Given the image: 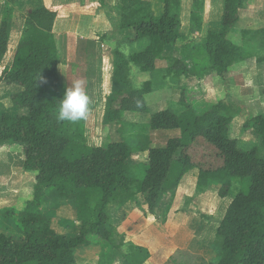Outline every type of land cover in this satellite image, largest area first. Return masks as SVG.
I'll return each mask as SVG.
<instances>
[{
	"label": "trees",
	"instance_id": "trees-1",
	"mask_svg": "<svg viewBox=\"0 0 264 264\" xmlns=\"http://www.w3.org/2000/svg\"><path fill=\"white\" fill-rule=\"evenodd\" d=\"M159 1L163 5L160 15H153L143 0L116 2L118 31L124 36L113 52L114 91L106 101L104 122L116 126L119 133L126 124L125 115L147 111L145 96L152 91L150 82L133 87L131 65L141 72L153 71L156 61L167 58L164 53L169 48L172 62L166 77H183L190 88L209 77L225 80L232 66L252 57L257 62L264 60V29H236L249 0H223L216 31L204 27L205 0H191L187 32L182 31L181 0ZM6 2L0 23V64L12 30L14 0ZM54 20L55 13L46 9L27 15L10 63L0 75L1 83L15 89L11 102L16 111L0 115V148H19L22 170L34 174L35 180L32 199L24 207L0 210L22 232V237L0 233V264H75V251L89 246L91 235L110 245L107 258L113 259L111 255L117 254L124 238L117 236L119 242H114L109 209L136 202L140 196L147 213L153 215L161 199L170 195L172 200L183 176L194 169L200 192L214 186L217 196L226 198L233 181L242 185L216 229L219 251L210 264H264V115L244 122L242 130L250 132L258 146L243 151L230 137L237 115L231 105L223 101L200 105L188 101L182 92L181 113L166 109L150 116V130L180 133L163 148H151L148 136H139L136 146L126 141L88 146L85 120L56 119L59 104L50 95L51 88L59 86ZM194 33L202 37L198 43L192 38ZM235 34L242 46L232 42ZM142 40L148 44L138 52L125 55L118 49ZM143 153H147L146 164L133 161ZM48 191L73 205L79 223L77 236L58 234L49 216L34 211ZM168 211L169 207L165 214ZM129 249L126 256L132 264H144L150 257L145 248L130 245Z\"/></svg>",
	"mask_w": 264,
	"mask_h": 264
},
{
	"label": "rangeland",
	"instance_id": "rangeland-1",
	"mask_svg": "<svg viewBox=\"0 0 264 264\" xmlns=\"http://www.w3.org/2000/svg\"><path fill=\"white\" fill-rule=\"evenodd\" d=\"M2 1L0 0V23L6 9L1 4ZM147 1L149 3L153 2L154 7L158 10L160 9L159 7L163 8L159 0H143L144 3ZM4 2L7 4L6 0ZM116 2L117 0H115V4ZM205 2L206 9H209L210 0H205ZM187 6H189V9H187ZM190 8L191 0H182L180 19L183 32H187L189 28ZM207 13L206 10L204 20H207ZM113 19L114 17L112 16L110 20L113 21ZM113 27L116 28L115 24L97 27L98 33L89 35L92 41L87 42L88 47L83 46V48H80L83 53L87 51L85 52V58L72 57L69 62H66V57L62 55L64 66L61 69V64L60 66L58 65L59 86L51 88L50 95L60 104L59 100L63 98L67 87L71 86L76 80L84 82V89L90 99L91 109L84 129L88 146L98 147L104 143L114 141H126L129 145L136 146L139 136H148L153 147L163 146L165 140L178 137L180 133L178 130H150V116L155 112L166 109L176 113H181L184 110L183 106L177 102H172L178 98L175 92L172 95H167V97L164 96L163 101H159L158 99L159 94L156 88L162 82V79L159 77L160 75L166 77L167 70L162 74L156 70L141 72L137 67L131 65L130 79L133 87L138 88L143 82L149 81L154 90L147 97V111L139 114H127V118L126 116L124 118L127 121V125L125 124L122 127L120 133L116 132V126L106 125L104 122L106 101L114 91L111 77L114 62L113 52L117 48V43H120L123 37V34L121 35L117 30L118 22L117 28L114 29ZM105 28H107V32H104L103 29ZM16 37L14 35V41H16ZM192 38L194 42L198 43L202 37L194 33ZM231 39L233 40V38ZM255 43H258V41H255ZM147 44V40H142L133 45H120L118 49L125 55H129L144 49ZM14 50L10 48L11 53ZM262 54H264V51H262ZM164 55L167 57L166 60L169 59V61L158 63V70L171 66V49H166ZM10 59L7 56L3 63L0 64L2 70L9 65ZM2 70L0 69V75ZM170 78H167L168 83H171ZM197 87L201 88L199 94L196 92L195 95L189 94L187 96V93L182 89L180 94H178L179 98L181 93L184 92L186 99H190L193 103L200 102V105L207 103L214 104L217 101H223L228 104L225 97L228 92L223 91L220 96L218 94V97L214 99V97H208L207 92L203 91L202 85ZM184 88L189 89L186 84ZM13 93H15V89L0 82V115L16 112L11 102V95ZM238 130V125L232 126L231 124L230 137L238 140L237 147L240 150L246 151L254 146H258V144L254 145V142L258 141L250 132H245L242 129L238 132ZM153 133L163 134L166 138L154 136ZM262 153L264 154V152ZM144 160L145 154H138L133 157V161L137 163ZM22 163L23 158L19 148H0V210L10 207L21 209L27 201L32 199L35 184L34 174L24 172L22 170ZM197 174L196 169L187 174L182 181L180 190H177V188L174 192L172 200L170 195L163 197L153 215L147 213V208L142 210L139 207L133 213L131 212V214L129 211H119L111 215L110 212L113 208H110L109 215L112 228L120 233L116 235L114 231V242L116 244L119 242V239H116L117 236L124 238L120 249L116 251L117 254L111 255L113 259H108L107 251H111L109 249L110 245H107V242H104L106 244H101L102 241L100 242L97 236L91 235L88 237L90 245L80 246L75 251L76 264H132L126 253L130 251L129 247L133 242L150 251V259H148V262H150L148 264H210L215 262L219 251L215 245L216 228L219 226L232 197L242 189V185L237 180L233 181L230 194L226 198L218 197L217 190L213 188L214 186H210L212 188L207 191L205 196L201 197L195 190ZM43 200L41 206L35 208L34 211L36 213H43L44 216H49L52 220V228L58 234L70 238L77 236L79 223L76 221L73 205L60 200L53 191L45 193ZM167 207H169V211L171 210V215L173 214L172 218L174 221H170L171 223L168 220L169 214H165ZM208 213L211 214V217L205 215ZM203 222L205 223V227L201 229L199 225H202L201 223ZM111 224L109 228L112 230ZM213 226L214 231L212 229ZM0 233L22 237L21 230L16 227L14 222L2 217L1 214Z\"/></svg>",
	"mask_w": 264,
	"mask_h": 264
},
{
	"label": "crops",
	"instance_id": "crops-1",
	"mask_svg": "<svg viewBox=\"0 0 264 264\" xmlns=\"http://www.w3.org/2000/svg\"><path fill=\"white\" fill-rule=\"evenodd\" d=\"M145 3L149 5L153 15H159L160 13L163 12V8L159 7L160 9L158 10L157 8L154 7L153 2L149 3L147 1ZM1 4L4 6V8L8 6V4L4 2V0L1 2ZM156 7H157V3H156ZM222 7H223V0H210L209 9H206L208 12L207 20H205L204 23V27L206 30L216 31L218 29L222 19ZM12 8H13L12 30L7 46V53L3 58V60L1 61V63H3L4 59L7 56L11 58L13 52L12 53L10 52V48H12L13 50L16 48L27 15L38 9H46L55 13V20L53 24L52 33L55 37L56 46L59 52V66L61 64V69L64 66V61L62 60L63 57H66L67 59L66 62H69V60L72 57H78L81 59H83V57L84 58L86 57L85 52L87 51H84L83 53L80 48H83V46L88 47L87 42L92 41L89 35H95L96 33H98L97 27L107 26L108 24L109 26L110 24L112 26L113 24H115L117 28L118 15L120 13L119 8L115 4V0H14L12 4ZM187 9H189V6H187ZM112 16L114 17L113 21L110 20ZM180 16H181V12H180ZM113 28L116 29L115 27ZM236 29L237 31H241V30L260 31L264 29V0H249L248 4L240 12V21L237 24ZM103 30L104 32H107V28ZM14 35L17 36L16 41H14L15 39L12 41ZM231 38H233V40L232 39L231 40L234 44L238 46H242V42L238 34L233 35ZM64 50L66 51L64 52ZM262 55H263L262 57H264V54ZM162 61L168 62L169 60L163 58L162 60L156 61L154 68V70H156L158 73L161 74L164 73L169 68L168 66L166 68L164 67L161 68V70H158V63ZM0 69L2 70V68ZM170 77L169 78L171 79V83L167 82L168 77L166 78L165 76H161V75L159 77L160 79H162L161 84H159L158 87L156 88V91L158 90V94H159V98H158L159 101H163L164 96L167 97V95L170 94L172 95L175 92V95H177L178 98L176 101H172V102L178 103L179 101L178 94H180V91L182 89L184 90V92L187 93V96H189V94L195 95L196 92L197 94L200 93L201 88L199 87L196 88L190 87L189 89H185L184 85L186 84L185 83L186 81L183 77L180 78H174L172 76ZM145 82H149V81H145ZM199 85L203 86L204 88L203 91L207 92L208 97L210 98L214 97V99L218 97V94L220 96L223 91L228 92L225 95L226 101H228V104L231 105L233 109L237 111V115L234 117L232 121V126H234L235 124L236 126L238 125L239 126L238 132L240 131V129H242L244 120L250 119L257 115H264V60L262 62H257L256 57H252L250 59L245 60L244 62H241L240 64L232 66L225 80H221L218 77H209V78H205L204 80H201ZM189 91L191 92L189 93ZM153 92L154 90L152 88L151 93L145 96L146 104L148 103L147 101L148 95L152 94ZM187 100L190 101V99ZM124 121L126 122L127 125V121L125 119ZM153 134L154 136L155 135L161 136L162 138L165 137L163 134L160 133H153ZM149 141L151 148H163L167 140H165L163 146H158V147L156 146L153 147L151 145L150 139ZM257 144L258 142L255 141L254 145ZM144 154H145V160L143 162H140L142 164H146L147 162V153H143V155ZM190 172H188L187 174H189ZM185 176H183V178L181 179L179 186L177 187L178 188L177 190H180L182 186V181ZM210 189L211 187L204 189L201 192L198 191L197 189L195 190L197 194L201 195L202 197L205 196L207 191H209ZM137 207H139L142 210L144 208H147L145 202L143 201V199H141L140 196L137 197L136 202L128 203L126 205L113 208L110 214L112 215L119 211L122 212L129 211L131 214V212L133 213ZM171 213L172 212L170 210L168 212L169 222L174 221L172 218L173 214L171 215ZM205 215L211 217L210 213ZM201 224L202 225H199V227L201 226L200 228L202 229L203 227H205V223L203 222ZM111 228H112V224H111ZM212 229L214 231V226ZM112 230L115 231L117 235L120 234L114 228H112ZM130 245L141 247L139 246V244L137 245L134 242L133 244ZM148 252L150 255L151 254L150 251ZM149 262L147 260L144 264H148ZM75 264H76V260H75Z\"/></svg>",
	"mask_w": 264,
	"mask_h": 264
},
{
	"label": "clouds",
	"instance_id": "clouds-1",
	"mask_svg": "<svg viewBox=\"0 0 264 264\" xmlns=\"http://www.w3.org/2000/svg\"><path fill=\"white\" fill-rule=\"evenodd\" d=\"M59 104L57 122L75 123L86 120L91 109L90 99L85 92L82 80L74 81L65 89Z\"/></svg>",
	"mask_w": 264,
	"mask_h": 264
}]
</instances>
